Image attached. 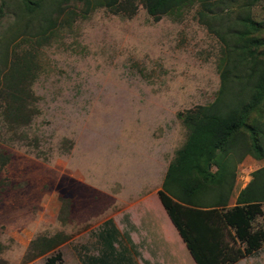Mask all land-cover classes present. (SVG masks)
Wrapping results in <instances>:
<instances>
[{
    "label": "rangeland",
    "instance_id": "obj_1",
    "mask_svg": "<svg viewBox=\"0 0 264 264\" xmlns=\"http://www.w3.org/2000/svg\"><path fill=\"white\" fill-rule=\"evenodd\" d=\"M245 1L206 4L225 24ZM200 8L152 20L139 0H121L115 11L96 5L35 48L37 112L22 140L0 122V150L9 155L0 168V264H45L55 251L61 264H97L110 248L98 235L108 225L116 229L111 264H195L169 239L155 201L185 137L178 113L210 101L219 83L220 43L198 20ZM251 14L264 22V0ZM263 163L250 155L237 162L234 189ZM260 205L250 229L264 231ZM53 234L62 240L36 253L31 240ZM226 264H264V241Z\"/></svg>",
    "mask_w": 264,
    "mask_h": 264
},
{
    "label": "trees",
    "instance_id": "obj_2",
    "mask_svg": "<svg viewBox=\"0 0 264 264\" xmlns=\"http://www.w3.org/2000/svg\"><path fill=\"white\" fill-rule=\"evenodd\" d=\"M120 1L0 0V122L12 132L11 138L22 140L21 128L37 112L30 86L38 69L35 48L75 15L83 16L96 5L115 11ZM139 1L152 20L202 3L197 18L220 43L218 87L210 101L178 113L185 137L167 162L156 193L194 263L226 264L264 241L263 230L250 229L264 204V163L250 171L234 203L227 205L237 162L245 155L264 158V22L251 14L256 0L237 3L234 16L225 24L206 4L209 0ZM235 1L218 0L217 7ZM6 12L10 18L1 26ZM23 40L30 41L24 49L19 46ZM8 159V153L0 150V168ZM2 184L0 176V191ZM115 233L111 225L98 232L110 248L98 255L97 264L109 263ZM61 240L58 234L37 236L31 244L36 253H42ZM236 242L242 244L240 249ZM59 259L55 251L45 257V264H61Z\"/></svg>",
    "mask_w": 264,
    "mask_h": 264
},
{
    "label": "crops",
    "instance_id": "obj_3",
    "mask_svg": "<svg viewBox=\"0 0 264 264\" xmlns=\"http://www.w3.org/2000/svg\"><path fill=\"white\" fill-rule=\"evenodd\" d=\"M246 181H247V180H245V181H243L242 183H240L237 189H234V187L232 188V191H231L232 193L230 194V196H229V198H228V202H227V205H228V206H231V205L234 203L235 195H236L238 189H239L240 187H242V186L245 184ZM233 192H234V193H233ZM155 203H156L157 207L159 208V215H160V216H164V222L166 223L167 227H166V229H164V228H163V229H164L165 231L167 230V235L170 236L169 239H170V240H174V239H175V240L177 241V243H178L180 246L184 245V244H183V241H182L181 238L179 237L177 231H176L175 228L173 227L171 221H170L169 218L167 217V215H166V213H165V211H164V209H163L161 203L159 202V200H157V202L155 201ZM157 214H158V213H157ZM158 228H159V225H158ZM160 232H162L163 237H164V235H165L164 232H163V231H160ZM164 238H165V237H164ZM186 262H187V261H186Z\"/></svg>",
    "mask_w": 264,
    "mask_h": 264
}]
</instances>
